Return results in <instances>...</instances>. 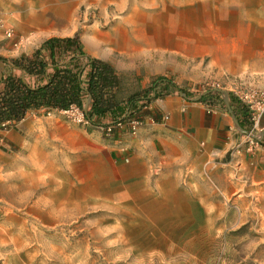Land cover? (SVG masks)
<instances>
[{"label": "rangeland", "instance_id": "rangeland-1", "mask_svg": "<svg viewBox=\"0 0 264 264\" xmlns=\"http://www.w3.org/2000/svg\"><path fill=\"white\" fill-rule=\"evenodd\" d=\"M43 9L73 16L42 31L28 18ZM0 10L14 32L0 34V56L75 34L118 62L157 44L172 48L163 59L182 89L248 121L232 124L233 148L201 146L175 179L169 164L168 175L121 180L102 126L78 110L30 112L18 145L0 133V264H264V112L254 126L241 100L264 91V0H0Z\"/></svg>", "mask_w": 264, "mask_h": 264}, {"label": "crops", "instance_id": "crops-1", "mask_svg": "<svg viewBox=\"0 0 264 264\" xmlns=\"http://www.w3.org/2000/svg\"><path fill=\"white\" fill-rule=\"evenodd\" d=\"M104 49L108 52L95 50V53H90L84 50L115 68L119 77L116 100H123L147 88L158 76H165L178 87L174 90L171 88L168 94L157 97L144 106L146 112L142 113V124L135 132L124 125L117 129L114 136L110 135V138L102 140L108 160L117 166L116 175L121 180L148 176L154 170L160 172L161 176L168 175L166 171H170L167 169L169 164L172 165V179H175L182 171L187 157L201 146L206 153L222 155L236 145L232 138V124H237L236 128H240L237 121L232 123L226 113L200 100L203 93L195 95L182 89L178 82L183 81L184 76L172 80L168 72L171 65L163 59L166 52H172L169 51L172 48L145 44L136 50L137 59L128 58L122 62L112 58V48ZM138 60L140 61L136 64ZM136 75L142 76V79L137 80L138 78H134ZM166 115L168 120L165 121ZM0 133H6L8 140L14 145L19 144L14 127L0 130Z\"/></svg>", "mask_w": 264, "mask_h": 264}, {"label": "trees", "instance_id": "trees-1", "mask_svg": "<svg viewBox=\"0 0 264 264\" xmlns=\"http://www.w3.org/2000/svg\"><path fill=\"white\" fill-rule=\"evenodd\" d=\"M118 85L115 68L88 54L77 34L46 38L31 53L0 56V130L15 127L30 112L76 107L90 124L103 130L111 126L110 135L114 136L116 124L124 123L129 114L168 94L171 88L178 89L173 81L158 76L147 88L118 101ZM201 99L205 101L206 95ZM235 115L239 127L246 128L243 108L238 107ZM260 143L264 145V133Z\"/></svg>", "mask_w": 264, "mask_h": 264}, {"label": "built area", "instance_id": "built-area-1", "mask_svg": "<svg viewBox=\"0 0 264 264\" xmlns=\"http://www.w3.org/2000/svg\"><path fill=\"white\" fill-rule=\"evenodd\" d=\"M0 34H2L5 38L12 39L14 36V32L12 27L6 26L2 12L0 10ZM184 96V94L182 93ZM241 100L246 103L247 107L250 109V120L255 126L258 123V120L261 114L264 112V91L253 90L251 92L245 93ZM80 111L76 107H72L67 111ZM82 113V112H81ZM83 115V113H82ZM79 116L78 121H83V117ZM164 120H168V115L164 117ZM142 124V119L135 117L134 113H131L127 116L126 121L124 123H117L116 127L122 128L124 125H127L131 132H135ZM111 126H107L104 129L106 135H110Z\"/></svg>", "mask_w": 264, "mask_h": 264}, {"label": "bare ground", "instance_id": "bare-ground-1", "mask_svg": "<svg viewBox=\"0 0 264 264\" xmlns=\"http://www.w3.org/2000/svg\"><path fill=\"white\" fill-rule=\"evenodd\" d=\"M61 7H58L57 10H60ZM61 11L54 13V17L50 16L49 13L43 9V11H32V16L28 18V22L31 26H36L38 30L46 31L52 28V25L60 24L64 20H71V17L73 16V13H66L65 11ZM29 25V26H30ZM97 52L105 51L108 52V50H105L102 46L103 43L97 39H94L92 42Z\"/></svg>", "mask_w": 264, "mask_h": 264}, {"label": "water", "instance_id": "water-1", "mask_svg": "<svg viewBox=\"0 0 264 264\" xmlns=\"http://www.w3.org/2000/svg\"><path fill=\"white\" fill-rule=\"evenodd\" d=\"M237 123V122H236Z\"/></svg>", "mask_w": 264, "mask_h": 264}]
</instances>
